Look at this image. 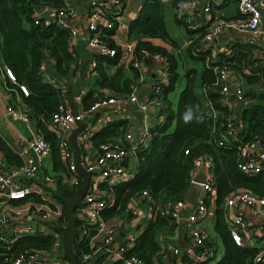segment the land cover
Returning a JSON list of instances; mask_svg holds the SVG:
<instances>
[{"label":"trees","instance_id":"obj_1","mask_svg":"<svg viewBox=\"0 0 264 264\" xmlns=\"http://www.w3.org/2000/svg\"><path fill=\"white\" fill-rule=\"evenodd\" d=\"M46 4L57 11L65 7L63 0H0V62L10 67L16 77L15 82H8V86L14 88L10 102L15 100L17 93L30 121L35 123L36 131L51 143L53 168L49 170L43 165L44 170L51 173L63 193L72 196L78 188L70 189L62 184V176L69 171V167L62 157L60 137L49 127V120L64 101L65 93L61 85H54L48 80L46 73L60 79L64 77L69 79L68 88L70 91L76 90L79 83L72 82V76L78 75L80 55L72 46L70 31L59 22L52 20L47 25L43 16L40 23H35L36 13ZM146 6L149 8L147 18L136 19L128 27V41L136 44L134 59L130 60L128 65L125 63L122 50L115 40L114 28L104 27L101 33L103 38L110 45L118 46L119 50L112 56L94 52L92 57L97 63L92 66L91 76L85 82L87 91L83 96V102L84 107L88 108L109 91L126 95L140 84V70L133 61L142 57V49L157 51L168 58V79L159 82L160 96L154 93L160 99L161 104L158 106L163 118L151 125L150 139L138 148V165L133 177L114 184L113 188L101 182L102 188L111 189L113 192L111 205L101 211V216L107 220L119 216L125 222L128 221L134 215L132 204L144 189L149 190L154 204H163L167 199H184L190 183L193 160L206 154L214 161V183L217 192L216 237L213 239L207 237L212 253L202 264L212 261L213 264H251L259 247L235 243L227 227L222 204L225 198L240 188L264 194V171L247 173L239 167V162L246 155L244 147L264 141V91L260 88L264 87V75L260 73L261 69H258L259 76L240 71L241 67H247L252 63L250 46H240L238 49L235 46L227 47L220 63L225 60L231 68L242 72L247 84L250 85L245 95L256 100L247 104L242 111L238 139H227L225 144H220L219 139L226 131V117L231 110L220 100L221 95L213 83L216 79L215 72L206 63L213 53L211 47L201 44L200 38L205 28H193L186 23L184 14L182 15L180 7L175 2L173 6L176 21L185 25L188 33L192 35L191 38L195 39L181 49V45L169 39L162 0H147ZM116 26L117 22L115 28ZM164 41L174 45L176 52H170ZM179 59L186 66L188 82L178 100L174 101L170 93L180 78ZM190 60L202 62L205 69L199 71ZM199 72L202 74V85L207 88L206 96L219 111L215 119L206 116L204 101L196 91L195 83ZM21 83L27 85L29 94L16 92ZM128 120L117 118L109 121L95 134L97 146L103 141L124 135L128 129ZM0 149L3 152L0 160L5 167L10 168L23 162L21 154L13 149L2 134ZM47 183L42 181V186L61 200L63 214L60 223L67 226L66 203ZM24 200H41V195L32 192L28 199ZM21 201L14 199L16 203ZM164 209L158 210L146 223L144 229L137 235L134 246L126 251V256L135 253L146 264H155V260L161 258V234L173 233L177 227L174 218L169 215L166 208ZM80 223V219H77L78 226ZM26 247L53 249L57 248V241L53 234L41 232L22 235L10 246L0 241V264H12L14 254ZM60 248L63 251L62 244ZM74 249L78 256L77 264H88L82 261L81 255L91 249L89 243L82 239L76 240ZM63 257L67 258L64 251ZM103 257L104 255H100L89 264H99ZM112 264H121V260L117 259Z\"/></svg>","mask_w":264,"mask_h":264},{"label":"built area","instance_id":"obj_2","mask_svg":"<svg viewBox=\"0 0 264 264\" xmlns=\"http://www.w3.org/2000/svg\"><path fill=\"white\" fill-rule=\"evenodd\" d=\"M65 7L57 11L48 4L39 8L36 13L35 23H40V18L44 16V23L49 24L52 20L59 22L64 28H67L72 36V41L77 35L76 28L70 23L69 17L73 14L71 0H63ZM194 2L203 3V13L194 16L185 14L184 19L193 28L204 27L205 32L201 39L203 46L212 48L213 43L223 33L229 30H236L246 33H263V13L264 0H236L241 17L230 19L224 17H214L212 21L207 18V14H211L212 5L209 0H193ZM120 5V0H91L88 12L87 29L89 36L87 46L97 53L106 55H116L119 47L122 50L125 60L134 59V50L136 44L127 42L123 45L117 43L118 46L110 45L104 39L103 28H113L115 23L108 18L109 13ZM116 40V39H115ZM195 41L194 38L187 39V45ZM117 42V40H116ZM255 40L251 38L249 44H255ZM234 46L230 44L229 47ZM231 55V54H230ZM145 56L156 57L162 60L157 72V77L152 84L151 94L147 98L140 101L138 86H135L131 93L115 94L111 91L100 96L90 107L81 110L70 109L64 100L57 111H55L50 120L49 127L60 137L62 146V157L67 162L69 171L62 176V184L70 189L77 188L82 182V176L77 172L75 165V153L71 146L70 133L74 127L87 116L94 115L97 111L115 112L122 115L127 107L134 103H139L143 109H149L151 104L160 105L161 85L159 82H165L168 79V58L157 51L142 49V57L133 61V64L139 68ZM222 59H213L210 55L207 59L209 65L215 72L216 79L213 82L219 91L220 100L230 108V112L226 117V131L222 133L219 139L220 144H225L227 139H238L239 125L235 120L233 111V99L230 97L233 92L234 98L239 101H246L248 97L245 95L244 83L242 76L235 82L232 89L230 76L232 69L226 64V61L220 63ZM251 66L261 69L264 75V48L257 54L251 56ZM97 62L93 59L92 66ZM45 73L46 68L44 67ZM236 70V69H235ZM236 72V71H235ZM0 75L4 83V87L12 94L14 88L8 86V82H15L16 77L12 69L0 62ZM48 80L54 85H60L56 77L48 75ZM141 81L143 78L141 77ZM203 87L204 107L207 117L216 118L219 115L218 109L213 105L209 97L206 96L207 88ZM24 94H29L26 84H19V89ZM154 91V92H153ZM156 93V94H154ZM16 102H9L3 110H0V119L3 116L18 118L30 123V118L25 111V106L19 102V96L16 93ZM109 113V114H110ZM95 129L86 124L78 134L80 147L84 151H88L90 147V137ZM30 136L23 137L21 140V149L19 153L23 158V162L13 167H5L0 160V241L10 246L16 238L28 233H51L57 241V248L42 249L38 247H26L17 251L13 258L12 264H70L69 260L63 257V251L60 252V245L63 243L62 234L57 229L60 223V217L63 214V204L52 191L43 192L40 188H34L29 184L30 179L42 173L44 181H53L50 172L44 170L43 160L51 154L52 146L38 131L32 129ZM151 137L150 124L143 123L137 133L126 131L123 136L116 139H109L101 142L89 158L83 157L81 153L83 165L92 171V180L89 189L83 197V203L75 209L77 219H80L78 227V235L76 240H85L89 243L91 249L84 251L81 255L82 261L91 263L95 258L104 255L99 264H106L105 261L121 260V264H146L145 261L133 253L126 256V251L135 244L136 237L134 233L126 235V239L118 246L114 247L117 230L124 221L122 217L113 219H104L101 211L111 205L112 190L101 187V182L109 184L113 188L114 184H118L127 179V171L129 160L138 161V148L142 143H146ZM246 155L239 162V167L247 173H256L264 171V141L258 147L248 145L244 147ZM188 153V149L186 150ZM201 168H207V174L203 181H200L202 194L204 199L208 198L213 202L216 199L217 192L214 177V161L213 159L202 154L193 160V168L191 170V178L193 174ZM97 179L95 186L94 182ZM36 192L41 195V200L26 201L28 195ZM14 199L22 200L20 203L14 202ZM152 196L148 189L142 190L140 195L136 196L132 204L134 214L142 211L146 204L156 214L158 210L167 209L169 215L177 222L181 218L183 209L187 207L185 199H167L163 204H154ZM24 200V201H23ZM222 206L224 207L225 220L230 234L236 244L241 246H257L259 250L254 254L251 264H264V241L257 243L259 234L264 235V229L261 223L264 222V194H258L246 188L235 190L230 196L225 198ZM242 207L250 208L257 215L261 222L252 224L243 214ZM212 213L207 200H200L194 209L188 213L187 220L189 224V236L194 245L192 256L190 258L176 257L174 264H202V262L212 253V247L207 243V235L199 221L209 217ZM94 230V231H93ZM175 254L179 253V248H174Z\"/></svg>","mask_w":264,"mask_h":264},{"label":"crops","instance_id":"obj_3","mask_svg":"<svg viewBox=\"0 0 264 264\" xmlns=\"http://www.w3.org/2000/svg\"><path fill=\"white\" fill-rule=\"evenodd\" d=\"M168 0H162L164 3ZM172 5L176 2V4L180 7V12L182 15L184 14H192L194 16L200 15L203 13V3L202 2H194L193 0H171ZM212 5V12L211 14H207V18L212 21L214 17H224L230 19H237L241 17V14L238 9V3L236 0H209ZM73 14L69 17L70 23L76 28L77 35L75 36L74 40L72 41L73 48L79 53L80 57V64H79V72L78 75L72 76V82L79 83V86L76 90L70 91L68 88L69 79L67 78H57L60 82V85L64 89L65 97L64 100L66 101L68 107L73 110H81L84 109V102L83 96L87 91V86L85 82L91 76L92 70V59L94 52L87 46V39L89 36V32L87 29V20H88V12L90 9L91 0H71L70 2ZM147 0H120V5L117 7L119 10L117 11V26L115 30V39L117 43L123 45L128 42V27L130 23L136 19L138 20H145L149 13V8L146 6ZM174 7V6H173ZM146 8V9H145ZM184 18V16H183ZM264 18V13H263ZM130 20V21H129ZM129 21V23H127ZM264 29V23L263 27ZM188 33V31H187ZM188 37L184 40L183 44L181 45V49L187 46V39L190 38L192 35L188 33ZM253 38L256 42L255 44H249V40ZM165 45H167V49L170 52H176V48L174 45H171L169 41H164ZM233 44L236 49L240 46H250L249 52L251 54H257L262 48H264V32L263 33H246V32H239L236 30H229L228 32L223 33L217 40L213 43L211 52L213 59H222L225 56V51H227V47ZM170 47H174V50L171 51ZM237 51V50H236ZM125 63L128 65V59L125 60ZM163 62L161 59L156 57H149L145 56L142 62V67L140 69L141 77L143 81H140L138 85V92L140 101L142 99L147 98L152 91V84L154 83L157 72L159 70L160 65ZM184 63L181 59H179V66ZM178 66V68H179ZM185 66V65H184ZM47 71V70H46ZM179 71V69H178ZM236 71V72H235ZM240 71L243 73L248 74H258V68L248 65L247 67H241ZM239 70L232 69V73L230 76V82L232 89L234 88V84L236 81L241 79L240 76H243L242 72ZM53 76V75H52ZM55 77V76H53ZM2 77L0 75V110H3L7 103L10 102V98L12 99V95L8 92L7 88L4 87V83L1 80ZM244 89L248 88L246 79L244 78ZM67 83V85H66ZM203 86V85H201ZM258 87V86H256ZM260 87V86H259ZM264 91V87H260ZM202 99H204L203 95V87L200 92H197ZM233 99V111L235 113V120L236 123L239 125V119L242 115V111L244 107L247 106L252 101H255L256 98H248L246 101H239L234 98L233 92L230 96ZM14 101V100H13ZM17 98L15 97V101ZM175 101V100H174ZM109 111V110H108ZM104 112L97 111L92 116H87L85 118L86 124L92 126L95 131H93L90 137V147L88 151H84L82 147L83 157L89 158L90 154L95 152L97 144L95 142V134L104 128L109 121L117 118H128L129 125L127 131L131 130L134 133H137L138 129L143 123H147L153 125L156 121H160L163 116L161 115V111L158 105L151 104L149 109H143L140 107L139 103L131 104L127 107L124 111V114L119 115L115 112ZM110 113V114H109ZM32 129L36 130L35 123L30 121V123L23 121L18 118H12L10 116H3L0 119V134L9 142V144L13 147V149L17 152L21 149V140L23 141V137L30 136L32 133ZM123 135L118 136L121 137ZM258 147L259 144L251 145ZM52 152V151H51ZM74 152V151H73ZM75 153V152H74ZM92 156V155H91ZM90 156V157H91ZM3 157V152L0 149V159ZM43 164L49 170L53 168V157L50 154L48 157L44 158ZM138 161L131 159L129 160L128 171H127V179H131L137 170ZM207 174V168H201L193 174V178L196 181H193L190 178V183L185 193L184 199L187 201L186 209H183L181 214V218L177 221V227L175 228L173 233H162L161 234V244H162V252L161 258L155 260V264H174L176 257L180 256L185 259L190 258L192 256V251L194 250V245L192 243L191 237L189 236V224L187 220V215L191 212L195 205L200 200H207L209 208L211 209L212 213L209 217L201 219L199 223L201 224L202 228L204 229L208 238L213 239L216 237V209H217V196L216 199L211 202L208 198L204 199L205 194H202L201 184L200 181L205 179ZM95 186L97 184V179H94ZM42 181H44V177L42 173H38L36 177L30 179L29 184L34 186V188L38 187L43 192H49L45 190L42 186ZM78 188V187H77ZM243 214L249 219L252 224H257L261 219L253 213L250 208L242 207ZM155 215L152 209L149 208L146 204L143 206L142 211L138 214H134L131 219L128 220L125 224H122L121 227L117 230V236L115 239V243L113 244L114 247H118L124 239H126V235L129 233H134L135 235H139L140 232L144 229L146 223L152 219ZM264 229V222L261 223ZM264 241V235H260L258 237L257 243ZM63 245V243H62ZM179 248V253L175 254L174 248ZM62 252L61 249H59ZM214 261L208 263L213 264ZM106 264H112V261H105Z\"/></svg>","mask_w":264,"mask_h":264},{"label":"water","instance_id":"obj_4","mask_svg":"<svg viewBox=\"0 0 264 264\" xmlns=\"http://www.w3.org/2000/svg\"><path fill=\"white\" fill-rule=\"evenodd\" d=\"M85 125V121H80L70 133L71 146L75 152L76 170L82 176V182L79 185L77 191L72 196H68L63 193V191L59 188L58 183L56 181L53 180L47 183V185L51 187L56 192V194L64 200L67 206L66 212L68 218V225H58L57 229L62 234L63 251L70 264L78 263V256L74 249V244L78 235L77 215L75 213V209L78 205H81L83 203L84 194L89 189L92 180V171L88 170L82 163V150L78 140V134Z\"/></svg>","mask_w":264,"mask_h":264},{"label":"rangeland","instance_id":"obj_5","mask_svg":"<svg viewBox=\"0 0 264 264\" xmlns=\"http://www.w3.org/2000/svg\"><path fill=\"white\" fill-rule=\"evenodd\" d=\"M118 10L119 8H115L114 10L111 11V13H109L108 19L110 21L114 23L117 22V11ZM163 15H164L165 25L168 31L169 39L176 42L179 45H182L184 40L188 37L187 36L188 33H187V29L185 25L179 24L176 21L175 10H174L171 0L165 1L163 3ZM129 21H127V23H129ZM113 28H114L113 30L115 31L116 30L115 26ZM170 50L173 51L174 47H170ZM190 63L195 64L198 67L199 71H202L205 69V65L202 62H198V61L193 62L190 60ZM178 69L180 72V78L177 82L175 89L172 90V92L170 93V97L175 101L178 100L182 89L187 85V82H188V76L186 74L187 73L186 66L181 64ZM202 82H203L202 74L201 72H199L197 79H196V83H195V88L197 92H200V90L202 89V86H201Z\"/></svg>","mask_w":264,"mask_h":264}]
</instances>
